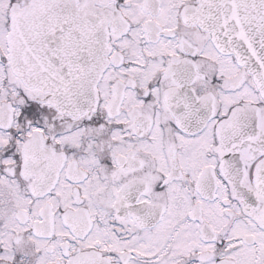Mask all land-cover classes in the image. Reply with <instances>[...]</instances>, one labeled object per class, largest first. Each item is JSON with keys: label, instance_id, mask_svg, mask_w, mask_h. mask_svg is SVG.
I'll use <instances>...</instances> for the list:
<instances>
[{"label": "snow or ice", "instance_id": "1", "mask_svg": "<svg viewBox=\"0 0 264 264\" xmlns=\"http://www.w3.org/2000/svg\"><path fill=\"white\" fill-rule=\"evenodd\" d=\"M0 264H264V0H0Z\"/></svg>", "mask_w": 264, "mask_h": 264}]
</instances>
